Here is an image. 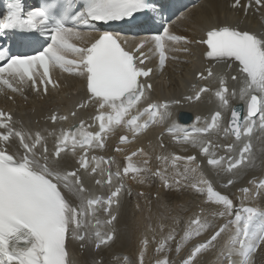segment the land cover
I'll return each mask as SVG.
<instances>
[{"label":"snow or ice","instance_id":"1","mask_svg":"<svg viewBox=\"0 0 264 264\" xmlns=\"http://www.w3.org/2000/svg\"><path fill=\"white\" fill-rule=\"evenodd\" d=\"M232 8L243 10L245 17L253 10L264 15V0H247L246 3L234 0ZM151 9L150 0H80L78 4L74 0H47L25 14L21 0H9L6 4V14L0 18V33H31L23 43L36 47L32 54L10 55L6 49H0V88L7 86L12 93H17L29 83L32 91L39 93L43 90L47 94L49 86L53 90L60 87L50 75V69L58 67L84 81V103L77 107H90L93 114L87 127L85 120L81 119L78 126L62 130L50 150L40 131L34 134L25 132L16 127L18 122L10 113L0 111V264H69L66 252L69 235L80 241L82 249L94 246L95 250L102 251L110 246L124 194L123 181L130 173L132 179L142 185L150 187L159 179L165 191H188L202 200L206 196L207 202L219 209L213 215L218 214L223 222L214 229L199 216L190 220L182 241L200 237L202 233L208 238L194 244L177 264H197L198 254L208 249L217 250V264H252L251 254L264 245V207L255 203L264 192V180H250L248 183L254 184V189L241 188L244 199L241 206L236 207L227 194L214 188L213 181L206 178L198 162V156L204 158L207 165L220 175L234 174L250 159L251 146L248 143L240 148L238 158L231 153L235 142H242L251 135L257 121L264 130V34L241 28L239 24L214 23L205 29L201 39L194 41L174 35L169 26L162 25V34L145 37L129 48L128 41L119 33L103 30V26L110 22L124 21L125 18L134 20L135 14H147ZM80 27L92 30L80 31ZM40 37L46 39L41 43ZM170 43L177 46L169 47ZM192 44L205 47L203 57L209 66L197 73V79H217L214 95L219 101V109H229V89L226 79L214 73L215 66L236 70L231 79L239 85V99L246 109L242 112L239 108H232L230 120L223 128L220 110L211 115V122L205 121L203 127L194 126L191 133L184 127L168 128L174 140L198 148V154L157 155L156 160L162 161L165 167L153 170L151 157L143 148L125 156L128 163L122 172L119 167L112 171L111 165L116 163L114 159L90 156L92 150L105 149L108 134L117 129L126 131L127 134L120 135L119 144L127 145L150 126L164 123L171 115L169 103L152 100V85L148 79L153 69L145 62L151 63L158 56L159 66L163 69L167 52L188 54ZM69 54L72 59H66ZM193 87L194 95L185 97L188 101H199L202 93L211 90L209 87ZM231 96L235 98L237 91L233 90ZM71 115L76 117L77 113L73 111ZM50 119L53 122L66 121L68 116L53 113ZM200 120L197 116L196 122ZM93 125L98 127L97 131L87 130ZM213 131L235 138L234 143L225 146V156L217 158L219 145L203 138ZM163 135L161 132L162 149L165 147ZM15 141L18 143L11 150ZM116 151L124 152L125 149L117 147ZM138 154L145 157L143 167L132 163V157ZM169 161L174 169L180 161L184 165L183 171H176L172 178L167 174ZM69 167L72 170H68ZM86 179L94 181V187L106 188V191L95 195L85 183ZM228 185H234V180L227 179L224 187ZM66 194L74 199L69 200ZM159 195L158 192L157 199ZM247 201H252V206H248ZM98 211L102 212L103 219L97 216ZM209 229H212L210 234ZM173 240L175 233L169 231L157 242L156 251H171L167 245ZM148 245L145 236L141 240L139 264H144ZM176 251L179 255V246ZM93 264H104V260L94 258ZM111 264H121L119 255ZM124 264L128 261L125 260ZM156 264H169V260L157 258Z\"/></svg>","mask_w":264,"mask_h":264},{"label":"bare ground","instance_id":"2","mask_svg":"<svg viewBox=\"0 0 264 264\" xmlns=\"http://www.w3.org/2000/svg\"><path fill=\"white\" fill-rule=\"evenodd\" d=\"M208 2H209V4L211 5V10H210V8L209 7H203V8H199L198 7V5L197 6H195V7H192V8H188V10L187 11H184V12H181V13H179V15L181 16V18L180 17H178V21L177 22H175V23H173L172 21H170V23H169V25L170 26H174V27H178L179 25V27L180 28H182V27H185V26H189V25H191L192 27H194V28H196L197 30H199V29H204L205 27H208V26H210V24L211 23H213L215 20H219L220 22H230V21H232V19H233V16L230 14L231 12L229 11V9L226 7V5L225 4H222L220 1H213V0H208ZM203 4V3H202ZM216 14V19H214L213 20V17H214V15ZM261 20V18H260V16H256V20H254L253 22H257V21H260ZM190 27V26H189ZM197 32H193V33H187L188 35H193V34H196ZM169 47H174V46H172V45H170L169 44ZM201 49V51L203 50L204 51V48H203V46H198V45H196V44H193L192 46H190V53H188V54H181L180 56H184V57H187V58H189V60L191 59H193V57H199V55H198V52H199V50ZM193 66H195V67H201V65L198 63V66H197V64H193ZM177 67H180L179 68V73H177L176 74V77L177 76H179L180 78H182V77H184V78H186V77H188V75H189V73H187V71H188V69L190 68V66L188 65L187 66V64L186 63H181V66L179 65V60L177 59V62H176V66H174V69H176ZM186 67V68H185ZM182 70H184L183 72H184V74H181L182 73ZM172 75V74H171ZM169 76V75H168ZM179 77H177V78H179ZM82 79L81 78H79V77H75L74 76V78H73V81H72V83H71V86H72V88H73V86H75L76 85V83H78L79 81H81ZM178 80V79H177ZM161 84L158 82V80L156 81V80H154L153 81V86H155V87H157V86H160ZM164 85V84H163ZM173 87V86H172ZM176 88L177 87H175V91H177L176 90ZM154 90H155V88H153ZM171 89V88H170ZM173 89V88H172ZM171 89V90H172ZM174 90V89H173ZM239 90V89H238ZM238 90H237V96L235 97V98H233L232 96H230V101L232 102V101H237V102H242L240 99H239V95H238ZM243 103V102H242ZM192 105H187V106H184V108H190ZM199 106V104H197V105H195L194 106V108L195 107H198ZM177 108H173L172 109V111H174V110H176ZM171 113H173V112H171ZM156 127V126H155ZM155 127L153 128V130L155 129ZM159 128V127H158ZM150 131H152V130H149L148 132H146V134H148ZM145 134V135H146ZM145 135H143V136H141V137H144ZM140 138V137H139ZM138 138V139H139ZM263 140H264V137H263ZM263 151H264V147H263V149H262ZM261 154V156H262V160L264 159V152L262 153H260ZM142 157H144V156H142ZM253 160H255V158H253ZM261 160V161H262ZM261 161H260V163H261ZM169 162H171V161H169ZM264 163V160L262 161V163L261 164H263ZM159 166H162V167H164V165L163 164H159ZM138 167V166H137ZM260 168V165L259 166H257V165H255V164H252V165H250V166H248L246 169H244V170H241L240 172H239V174H246V173H250V172H253V173H258V172H261V170L259 169ZM158 183H161L160 181L158 182ZM144 185V184H143ZM145 186V185H144ZM146 187V186H145ZM146 189H148L147 187H146ZM144 191V190H143ZM159 191H163L164 192V190L163 189H161V190H159ZM158 191V192H159ZM157 192V193H158ZM162 192V193H163ZM184 192V193H183ZM150 193H153V191L152 192H150ZM162 193H160V195H159V199H161V194ZM185 191H182V195H181V198L180 197H178L176 194H170V198L169 199H167V198H164V199H162V201H160V200H158L157 201V204L159 203V201L161 202L160 203V206L158 205V207H159V209H157V213L156 214H154V215H151V214H153V213H150V215L149 214H147L148 212H154V211H152V209H150V211H148L149 210V206L148 207H146V205H148L147 203H149V205H152V204H154V201H152L151 200V202L150 201H148L147 203L145 202V201H143L141 204H144V202H145V208L147 209V210H144L145 208L144 207H142V208H144V209H141V210H144L145 212L144 213H142L143 214V218L142 217H138V215H139V213H138V215H136L137 217V219H135V220H138L139 222H137L138 224H136V222H134L133 223V221L131 222V220L128 222V223H126V225H124V222H123V220H121L120 222H119V224L121 223V225L122 226H125V228H126V233H127V238L128 239H121L122 240V242H124V243H122L121 245H128V249L130 250V248L132 249V250H134V252H132V254L129 256V262H130V264H135V262L137 261L136 260V258L137 257H139L140 258V251L142 250V248H141V246H140V244H139V242H138V240L139 239H141L142 238V236L141 235H143V234H146V231H145V228L143 227H140V225H144L145 224V218H147L148 219V224H149V229L150 228H154V230H155V233H156V235H157V238H162L163 239V236H165V234L163 235V236H161V234H162V232H163V230H164V227H166V229L167 228H169V229H171L175 224H176V220H170L169 221V216H164V213H165V209H164V203L166 202L167 203V201L170 203V204H172L173 206L176 204V203H178L179 204V202H181V201H184L185 200V197H184V195H185ZM188 193V192H187ZM186 193V194H187ZM190 195V194H189ZM148 196V195H147ZM146 196V197H147ZM186 196H188V195H186ZM69 200H72V198L71 197H67ZM148 200H150V198L148 197L147 198ZM146 199V200H147ZM206 199V198H205ZM122 201V200H121ZM186 201V200H185ZM153 202V203H152ZM202 202V204H204V202L203 201H201ZM207 202V201H206ZM258 202H259V200L258 201H256L255 203H256V205L258 206V205H260V204H258ZM121 203V202H120ZM140 203H139V205H140ZM186 203V202H185ZM192 203V202H191ZM253 202L252 201H247V204H252ZM188 204V203H187ZM193 204V203H192ZM201 204V203H200ZM199 204V205H200ZM201 204V205H202ZM166 205V204H165ZM234 205L236 206V207H240L241 205L239 204V203H236L235 201H234ZM155 206V205H154ZM153 206V207H154ZM184 206V205H183ZM187 206V205H186ZM205 206H206V204H205ZM155 207H157V206H155ZM157 207V208H158ZM175 207V206H174ZM202 207V206H201ZM263 207H264V205H263ZM137 208V207H136ZM150 208H152V207H150ZM120 209H121V205L119 206V220H120V218H121V212H120ZM174 209V208H173ZM191 208H188L187 210H185V211H181L182 212V214H183V218H185V216L186 217H188L190 220L191 219H193L194 218V216H195V214H196V211L197 210H195V209H193L191 212H188L187 213V211L188 210H190ZM197 209V208H196ZM154 210V209H153ZM131 211H133V210H131ZM135 211V210H134ZM133 211V212H134ZM132 212V213H133ZM139 212V211H138ZM156 212V211H155ZM181 212H179V213H181ZM134 213H136V212H134ZM135 215V214H134ZM133 217H135V216H132V218ZM166 218V219H165ZM134 220V221H135ZM167 220H168V222H167ZM190 220H189V222H190ZM201 220L202 221H204L205 219H203L202 217H201ZM126 221V220H125ZM128 221V220H127ZM220 221H222V220H220ZM219 220H218V222H220ZM215 222H217V221H214V223ZM218 222L217 223H215V225L217 226L218 225ZM211 224H214V223H212V222H210ZM140 224V225H139ZM215 226V227H216ZM118 227V226H117ZM185 227L187 228L188 227V224H186L185 225ZM212 227H214V225H212ZM214 227V228H215ZM120 228V227H119ZM117 230H119L118 228H117ZM174 232V231H173ZM120 234H121V231H118V234H117V232H116V236L114 237V239H113V241H111V243H110V247L112 248V247H117V246H119V248L121 247V249L123 248L122 246H120V245H118V243L117 242H119L120 241ZM141 236V237H140ZM149 241V245H148V247H147V249L145 250V255H144V262L147 264L148 262H150V263H152V261L154 260V258L152 257V250H153V247H154V245L156 244V241H155V243H154V241H152V239H149L148 240ZM72 246V244L70 245V247ZM74 248V247H73ZM73 248H72V251H73ZM125 248V247H124ZM112 249H115V248H112ZM149 249H150V251H149ZM259 249V250H258ZM257 249V253L253 256V258H251V262H253L255 259H256V257L257 256H259L260 255V253L262 252V250L264 249V245H262L260 248H258ZM124 250H126V249H124ZM209 250V249H208ZM118 252V249H115L114 250V252ZM120 251V250H119ZM115 252V253H116ZM124 252V251H123ZM148 252H151V256H148L149 254H148ZM120 253V252H119ZM118 253V254H119ZM86 254H87V256L86 257H88V261H91L92 262V264H93V259L95 258V259H98V258H101V256H103V260H104V264H108V259H109V257H110V255L112 254H106V251H105V248H103V250L102 251H99L98 253H96V254H93L92 253V251L90 250V249H87V251H86ZM127 254V253H126ZM163 254V253H162ZM202 255H203V252L201 253ZM119 256H122V254H120ZM181 256H185V253H183ZM180 256V257H181ZM175 258V257H174ZM174 258L172 259V261H174ZM201 258V256H200V254L198 255V259H197V264H199L200 263V261H199V259ZM260 258V257H259ZM120 260H122V258H120ZM178 262V261H177ZM206 262V261H205ZM215 263L217 264V261H215ZM87 264V263H86ZM204 264V263H203ZM206 264V263H205ZM254 264V263H253ZM258 264V263H257Z\"/></svg>","mask_w":264,"mask_h":264},{"label":"rangeland","instance_id":"3","mask_svg":"<svg viewBox=\"0 0 264 264\" xmlns=\"http://www.w3.org/2000/svg\"><path fill=\"white\" fill-rule=\"evenodd\" d=\"M180 16V15H179ZM176 17H178V15H176ZM182 58L183 59H189V58H187V57H184V56H182ZM186 68V67H185ZM184 70H182V73L181 74H184V72H183ZM180 76V75H179ZM179 76H177V77H179ZM176 77V75H171V74H169V76L167 75L166 77H165V79H163L162 80V84H164V86H166V88L167 89H172L173 91H175V83H176V80L178 79L179 80V78H177ZM161 81V80H160ZM173 86V87H172ZM176 90H177V88H176ZM176 92V91H175ZM264 151L262 150V153H263ZM264 160V159H263ZM262 160V161H263ZM262 161H261V163H262ZM260 163V170H261V172H264V163H263V166L261 167V164ZM142 185V184H141ZM160 192V191H159ZM186 193L188 192V191H185ZM182 193V191H178V190H173V191H164L162 194H161V199H155L156 201H158V200H160V201H162V199H164V198H167V199H169L170 198V194H176L178 197H180L181 198V194ZM184 193V192H183ZM185 193V195H184V197H185V200H184V203H182V202H179V204L177 203V204H175L174 206L172 205V204H170L168 201H167V203L165 202L164 203V209H165V213H164V216H169L168 218H169V221L172 219V220H175L176 219V224L173 226V227H175L176 225H177V220L178 221H180L182 218H183V214H182V212L181 211H185V210H187L189 207H191V206H193V204L192 203H194V201H196V199H197V197L198 196H193L190 192H188L187 194ZM160 194V193H159ZM190 194V195H189ZM186 195H188V196H186ZM150 198V195L148 194V196L147 197H144V200L143 201H145L146 203L148 202V199L147 198ZM263 197H264V194H263ZM206 198V196L203 198V200L202 199H200L201 201H204L205 203L204 204H202V202L201 201H197V203H201L200 204V206H198V208L199 209H201V210H203L202 211V218L203 219H205V214L206 213H214L216 210H219L218 208H217V206H215V205H211L209 202H206L207 201V198ZM147 199V200H146ZM150 200H151V198H150ZM159 201V203L158 204H152L150 207H152V208H149L148 206H149V204L148 205H146L145 204V202H144V204H141L139 201H137V199L135 198V197H133V196H130V197H124V199H123V203H122V201H121V203H122V206H123V208H122V217H123V221L124 222H127V220L128 221H130L131 220V222L133 221V223L134 222H139L138 220H135V219H137L138 217H142L143 216V214L142 213H144L145 211L144 210H147L148 208H149V210L148 211H150V209H152V211H157V209H159V207H158V205L160 206V202ZM186 202V203H185ZM187 202H188V204H187ZM192 202V203H191ZM121 203H120V205H121ZM139 203H140V205H139ZM166 204V205H165ZM205 204H206V206H205ZM145 205H146V207H148L147 209L145 208ZM157 206V207H155V206ZM184 205V206H183ZM187 205V206H186ZM154 206V207H153ZM202 206V207H201ZM137 207V208H136ZM142 207H144V208H142ZM174 208V209H173ZM197 207L195 206L194 208L192 207L190 210H188L187 211V213L188 212H191L193 209H195V210H197L196 209ZM141 209H144V210H141ZM154 209V210H153ZM131 210H135L134 212H136V213H134L133 211H131ZM212 210V211H211ZM139 211V212H138ZM133 212V213H132ZM142 212V213H141ZM154 212H148L147 214H149L150 215V213H154ZM179 212H181V213H179ZM138 213H139V215H138ZM135 214V215H134ZM118 215H119V213H118ZM136 215H138V217L136 216ZM132 216H135V217H133L132 218ZM137 217V218H136ZM143 218V217H142ZM166 219V218H165ZM185 220H187L188 219V221H187V223L186 224H189V218L188 217H186L185 216V218H184ZM126 220V221H125ZM135 220V221H134ZM206 220V219H205ZM218 220L220 221V220H222V218L221 217H219V215L217 216V218L215 219V220H213V221H211L212 223H214V221H217L218 222ZM121 221V219L119 220V216H118V220H117V222H116V232H117V234H118V231L119 230H117V228L118 229H120V231L121 232H124V235H125V237H123L122 238V240L123 239H128L127 238V233H126V228H125V226H122L121 225V223L119 224V222ZM136 222V224H138ZM167 222H168V220H167ZM217 222H215V223H217ZM221 222V221H220ZM220 222H218V224L220 223ZM140 223V222H139ZM210 223V222H209ZM215 223L214 224H211V225H214V227L216 226L215 225ZM185 224V225H186ZM185 225L183 226V228L180 230V236H182L183 237V229H187L186 227H185ZM118 226V227H117ZM120 227V228H119ZM172 227V228H173ZM214 227H212L213 229H214ZM171 228V230L172 231H174V233H175V231H177L178 230V228L177 227H175V230H173ZM211 230L212 229H209L208 230V234H210V232H211ZM178 234V233H177ZM202 234H204V235H206L207 236V234H205V233H202ZM201 234V235H202ZM144 235V234H143ZM143 235H141V236H143ZM116 236V235H115ZM140 236V237H141ZM176 236V235H175ZM177 238V237H176ZM176 238H175V240H176ZM197 238V237H196ZM120 239V238H119ZM179 239H181V238H179ZM141 239H139L138 240V242H139V244H140V246H141V241H140ZM158 241H161V240H157L156 241V244H157V242ZM192 242H194V239H191V240H189V241H187V242H184V241H182V239L179 241V248H180V253H181V251L182 250H185V248H186V245L187 244H190V243H192ZM174 243H175V241H174ZM155 244V245H156ZM176 244V243H175ZM154 245V246H155ZM120 246H122L123 248L121 249V247L119 248V246H117V247H112V248H115V249H118V252H114V250L115 249H113V252H112V254L110 255V257H109V259H108V264H111V261H110V258L112 259V257L115 255V256H117V255H120V254H122V256H119L120 258H123V256L124 255H126L128 258H127V261H128V264H130V262H129V256L132 254V252H134V250H132L131 248H130V250L128 249V245H120ZM262 246V245H261ZM125 247V248H124ZM167 247H170L171 248V251H169V252H167V253H163L165 256V258H167L168 260H169V264H173L172 263V259L174 258V257H176V256H179L178 254H177V252L176 253H174L175 252V247L173 246V243H172V241H169V243H168V245H167ZM174 247V248H173ZM154 248V247H153ZM172 248H173V251H172ZM260 248V247H259ZM124 249H126V250H124ZM258 249V248H257ZM120 250V251H119ZM259 250V249H258ZM124 251V252H123ZM149 251H150V249H149ZM99 252V251H98ZM97 252V253H98ZM120 252V253H119ZM173 252V253H172ZM212 252H216L217 253V250H213V249H209V250H205V251H203V255L200 253V256H201V258L199 259V261H200V263L199 264H203L202 263V261L205 259V258H207L208 257V254L209 253H212ZM119 253V254H118ZM127 253V254H126ZM179 253V254H180ZM184 253V252H183ZM182 253V254H183ZM257 253V252H256ZM93 254H96V253H93ZM157 255H158V252H156V253H154V251L152 250V257L154 258V260H156L157 259ZM199 255V254H198ZM260 257V258H259ZM88 258V257H87ZM101 258H103V256H101ZM161 259V258H160ZM89 260V259H88ZM153 260V261H154ZM145 261V260H144ZM216 261H217V259H216ZM264 264V249L262 250V252L260 253V255L259 256H257L256 257V259L252 262V264ZM87 264H92V262L91 261H89ZM151 264V263H150ZM214 264H216L215 263V261H214Z\"/></svg>","mask_w":264,"mask_h":264},{"label":"water","instance_id":"4","mask_svg":"<svg viewBox=\"0 0 264 264\" xmlns=\"http://www.w3.org/2000/svg\"><path fill=\"white\" fill-rule=\"evenodd\" d=\"M184 116H186L185 114H180L179 118H180V122L183 121Z\"/></svg>","mask_w":264,"mask_h":264}]
</instances>
